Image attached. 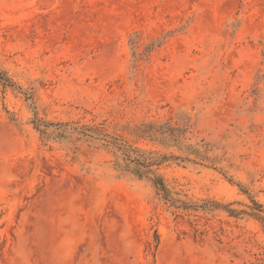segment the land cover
<instances>
[{
	"label": "rangeland",
	"instance_id": "obj_1",
	"mask_svg": "<svg viewBox=\"0 0 264 264\" xmlns=\"http://www.w3.org/2000/svg\"><path fill=\"white\" fill-rule=\"evenodd\" d=\"M0 264H264V0H0Z\"/></svg>",
	"mask_w": 264,
	"mask_h": 264
},
{
	"label": "trees",
	"instance_id": "obj_2",
	"mask_svg": "<svg viewBox=\"0 0 264 264\" xmlns=\"http://www.w3.org/2000/svg\"><path fill=\"white\" fill-rule=\"evenodd\" d=\"M122 150H124L125 152H128L130 150V147L129 148H126L125 146L123 148H121ZM132 151H135L137 152L136 150H132ZM129 157V156H127ZM129 163L126 164L124 166V171H129L130 173H132L133 175L135 176H138L139 178L142 176V173L140 171V167L142 168H148L150 167L152 164L151 163H146L145 160H139V159H130V158H127L126 159ZM130 164H133L134 165V168L133 169H130L129 165ZM153 186H155V188L164 196L166 197L168 195V190L166 189L164 183H163V180L162 178L160 177H155L154 180H153ZM258 217V216H256Z\"/></svg>",
	"mask_w": 264,
	"mask_h": 264
}]
</instances>
